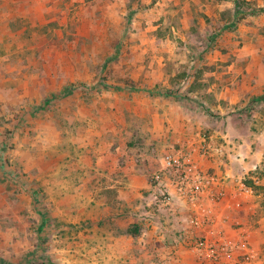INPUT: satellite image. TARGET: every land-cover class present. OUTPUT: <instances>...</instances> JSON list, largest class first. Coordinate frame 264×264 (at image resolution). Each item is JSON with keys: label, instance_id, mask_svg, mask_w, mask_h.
Wrapping results in <instances>:
<instances>
[{"label": "rangeland", "instance_id": "obj_1", "mask_svg": "<svg viewBox=\"0 0 264 264\" xmlns=\"http://www.w3.org/2000/svg\"><path fill=\"white\" fill-rule=\"evenodd\" d=\"M202 139L264 262V0H0V264L162 263L182 221L114 177Z\"/></svg>", "mask_w": 264, "mask_h": 264}, {"label": "built area", "instance_id": "obj_2", "mask_svg": "<svg viewBox=\"0 0 264 264\" xmlns=\"http://www.w3.org/2000/svg\"><path fill=\"white\" fill-rule=\"evenodd\" d=\"M223 148L205 139L165 152L149 174V191L160 209L184 225L181 244L186 264H262L253 230L240 214L251 197L242 183L220 170ZM178 244L163 264H178Z\"/></svg>", "mask_w": 264, "mask_h": 264}, {"label": "crops", "instance_id": "obj_3", "mask_svg": "<svg viewBox=\"0 0 264 264\" xmlns=\"http://www.w3.org/2000/svg\"><path fill=\"white\" fill-rule=\"evenodd\" d=\"M158 168V165H155L154 167H151L150 168V172L148 173V175L155 171L156 169ZM230 171V170H229ZM227 171V173L229 174L230 178H231V181L232 183L234 184L236 182V179L234 178L233 174L231 172ZM237 183V182H236ZM114 187V189L116 190V194L118 195L117 199L118 200H121V201H125L126 203V207L127 208H130L131 211H128V213L130 215H135L136 214V211H138V206H137V202L139 201L138 197H139V190L140 189H144V191H149V185H148V182L146 180L145 177H143L142 175L139 177V176H136V174L132 173L131 171H126L125 174H117L115 177H114V185L112 186ZM123 199V200H122ZM122 204H124V202H122ZM249 209H252V205L250 204V202H248L247 206H246V209L242 212L243 215L249 211ZM241 213V214H242ZM240 214V215H241ZM131 219H133L134 217L130 216ZM177 219V218H176ZM242 221L244 223L247 224L246 220L244 218H242ZM253 235H254V238H253V245L254 247L256 248V241H257V237H256V233L255 231H253ZM141 237H132V236H127V235H117L113 238L114 240V243H115V248L117 249L118 253H120L122 251V243L124 240H127L128 243H130L131 241H135L137 242V239H140ZM139 242V240H138ZM154 244H150L148 246L144 245L143 246V249L145 248L144 250V254H143V257L145 258H148V262L149 264H152V262L150 261H154V257L156 255V253H154L150 248L154 247L153 246ZM127 250L133 252L136 256H139L138 253L136 252L138 249L137 246H135L133 244V246H129L126 248ZM178 250H179V257H176V259L179 261L178 264H186V263H191V260H188V257L185 256V252H184V248L182 246L181 243L178 244ZM256 250L259 252V254L261 255L259 249L256 248ZM169 252V249L164 251V250H160L159 252V261L161 260H164L165 257L167 256ZM262 261V264H264L263 260L261 259ZM130 263L133 264V261H130ZM160 264H163V263H160Z\"/></svg>", "mask_w": 264, "mask_h": 264}, {"label": "trees", "instance_id": "obj_4", "mask_svg": "<svg viewBox=\"0 0 264 264\" xmlns=\"http://www.w3.org/2000/svg\"><path fill=\"white\" fill-rule=\"evenodd\" d=\"M236 6H238L239 7V5L237 4ZM132 235H137V231L136 230H134V231H132V232H130ZM31 263V262H30ZM46 264H50V263H46Z\"/></svg>", "mask_w": 264, "mask_h": 264}]
</instances>
